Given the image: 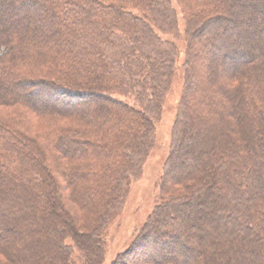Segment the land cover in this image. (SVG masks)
Segmentation results:
<instances>
[{"label": "trees", "instance_id": "16d2710c", "mask_svg": "<svg viewBox=\"0 0 264 264\" xmlns=\"http://www.w3.org/2000/svg\"><path fill=\"white\" fill-rule=\"evenodd\" d=\"M36 1L0 4V109L50 120L47 132L33 136L27 118L0 117V264H74L62 237L69 231L89 253L85 264L98 258L100 240L79 235L60 189L90 210L96 229L139 172L152 146L151 114L175 71L178 45L159 33L177 29L173 3L187 21L189 45L179 138L166 163V195L131 254L156 250L145 264H264V5ZM129 93L133 105L120 98ZM35 96L52 100L36 103ZM81 100L94 108L65 106ZM48 149L60 155L53 161L64 188ZM204 171L210 181L190 179ZM172 191L179 195L167 197Z\"/></svg>", "mask_w": 264, "mask_h": 264}, {"label": "rangeland", "instance_id": "374dc122", "mask_svg": "<svg viewBox=\"0 0 264 264\" xmlns=\"http://www.w3.org/2000/svg\"><path fill=\"white\" fill-rule=\"evenodd\" d=\"M10 1L11 0H0V4L7 5ZM231 1L236 6H241V4H243V6L245 5V7L256 9H259L264 5V0ZM173 4L176 8L177 29L175 30V32L159 31V33L163 41H176L178 45V55L176 60L174 61L175 71L170 79V82L167 85L166 91L164 92L159 111H157L154 115L151 114L155 119L154 128L151 134L152 146L148 152V155H146L141 168H139V172L137 174L134 173L132 178L130 177V180L126 184L127 186H125V193L123 195V198L121 199V201H119L117 206H114V208L109 211L103 222L97 223L96 229L91 226L95 216L90 212V210L86 212L85 210L79 209L77 205L70 200L71 197L68 192L65 190L62 191V189H60L64 205L67 206V208L69 209V214L75 219L76 230L78 229V231L80 232L79 235L85 237V235L93 233L94 237H96L95 239H98L101 242L102 251H99L98 258H96L95 261L91 262V264H145L152 262L154 255L156 254V250L147 248L146 254H142L140 257H136L135 255L132 256L133 254L131 253L133 249H131V247L133 244L131 243L138 237L141 228L148 223L149 218L154 213L155 207L160 202L163 194L166 195L162 187L164 179L166 178V163L168 158L171 157L173 142L179 138V132L176 129V124L179 118V114L181 113L182 100L184 99L186 90L185 62L187 59V54L189 52V45L187 37V21L181 14V10L178 9L175 3ZM247 13H249V11H244V15ZM1 16L2 15L0 12V17ZM2 23L6 22L3 21ZM3 51H5L4 46H0V54ZM196 52L197 56H202V53L199 50H196ZM226 62L228 64L232 63L229 59H226ZM120 98H122V100L126 99L130 103V105H133L135 103L133 101L134 97L131 95V93ZM51 100V98L48 99L46 96L34 97V101L36 103H47L51 102ZM69 105L71 108H73V110H79L85 106H92L93 103H89L87 101L83 102V100H81L77 103L65 104V106ZM138 106L136 108L142 109L140 108L142 107L140 104H138ZM93 108L94 106H92V109ZM19 111L21 112L23 110L12 107L2 108L0 109V117H2L3 115H8L11 118L7 120L11 122L16 119L18 115L22 114V112L19 113ZM21 116L29 120L28 122H30L31 127H29L31 130L27 128V131L33 136L42 135L49 129V119L35 118L31 115L30 117L29 114L25 117L24 115ZM64 123L70 127L74 125V121L71 119L65 120ZM237 133L238 132L234 131L231 132L233 136H237ZM47 151V157L48 160L52 162L53 171H55L56 174L55 176H57V179L63 186L62 188H64L65 181L61 177L60 173H57L58 164H55V162L53 161L56 155H60L59 153H55L50 149H48ZM174 160L179 161V156H176ZM211 177V173L207 171H204V173L202 174L198 172L190 174V179L194 180L196 183L202 184L210 181ZM187 192L189 193V191ZM177 195L179 194L172 191L169 193V195H167V197L172 198ZM7 222L10 224L14 223L11 216L8 218ZM62 237H65L66 241L71 243L73 250L72 260H76L74 264H85L86 260L84 256L85 254L89 253L86 250L85 254L80 251L77 243L71 238L70 231L62 233ZM148 238L149 239H147L145 243L147 247H150V237ZM140 250H142L141 247ZM201 254L202 252L200 251L196 252L194 259L197 261L196 258H199ZM191 259L193 258L191 257L190 260ZM26 264H34L33 259H29Z\"/></svg>", "mask_w": 264, "mask_h": 264}]
</instances>
